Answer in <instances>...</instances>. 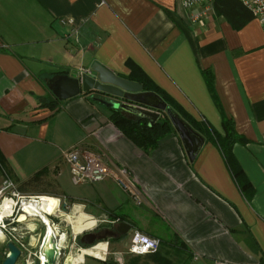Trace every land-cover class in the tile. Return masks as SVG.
Returning <instances> with one entry per match:
<instances>
[{
	"label": "crops",
	"instance_id": "1",
	"mask_svg": "<svg viewBox=\"0 0 264 264\" xmlns=\"http://www.w3.org/2000/svg\"><path fill=\"white\" fill-rule=\"evenodd\" d=\"M202 10L184 9L179 0H0V153L10 179L16 185L46 169L57 189L42 193L67 197L97 222L127 221L131 230L160 240L153 254H122L120 261L115 252L125 248L108 252L104 242V249L82 253L78 264L88 257L100 264H260L264 258V33L254 18L233 28L213 1L194 20ZM93 64L127 79L145 76L175 101L177 112L220 136L223 116L231 119L243 141L230 150L253 187L250 199L219 145L182 118L203 139L193 161L175 129L144 151L116 129L108 106L82 93L59 100L50 90L60 75ZM74 147L129 169L152 212L112 178L66 190L71 177L61 153ZM113 214L125 219L112 220ZM76 239L67 263L78 258Z\"/></svg>",
	"mask_w": 264,
	"mask_h": 264
},
{
	"label": "built area",
	"instance_id": "2",
	"mask_svg": "<svg viewBox=\"0 0 264 264\" xmlns=\"http://www.w3.org/2000/svg\"><path fill=\"white\" fill-rule=\"evenodd\" d=\"M213 0H179L184 9H191L193 7H202L203 10L193 14V19L202 18L205 15L207 6L212 3ZM250 11L252 17L256 19L264 33V0H239ZM78 74L91 73L90 69L78 68ZM65 163L69 167L71 182L74 184L99 182L106 178H112L113 181L127 193L133 201L137 204L142 202V195L139 193V189L135 182L131 178V173L126 167L119 165H108L102 158L96 153L82 151L77 147L63 150L61 153ZM58 199V205L55 212L59 210L61 201ZM40 203L39 196L28 195L20 192L17 185L8 177H4L0 182V239L5 242H12L20 250L19 257L23 256H35L38 258V263L43 264L42 248L45 246L46 231L42 235V238L36 241L32 235L33 228L30 225L34 222V219L38 218L41 223L44 220L39 212H29L27 208L31 205H37ZM24 214V220L20 221V215ZM49 219L50 214L44 213ZM53 215V214H52ZM91 217V216H90ZM93 218V217H92ZM94 219V218H93ZM50 221V219H49ZM92 227L84 228L80 231V234L87 230H91L96 227L97 220ZM51 225L52 222L50 221ZM55 229V228H54ZM56 247L59 251L58 264H71L67 263L68 256L71 252V245L67 244V235L65 232H58L55 229ZM62 235L64 237L62 238ZM76 234H72L71 239L75 240ZM34 240V242H33ZM36 245V250L32 251V247ZM97 244L89 246L90 248L96 247ZM160 240L155 237L148 236L133 228L129 231V243L126 245L125 250L121 252H115L117 260L120 261L122 254L130 255H144L148 253H154L159 249ZM83 248L77 247L75 254H82ZM106 253V250H105ZM88 255V254H87ZM90 255V254H89ZM92 256V255H91ZM95 257V256H94ZM100 258V257H97ZM105 258V255L104 257ZM102 258V259H103Z\"/></svg>",
	"mask_w": 264,
	"mask_h": 264
},
{
	"label": "water",
	"instance_id": "3",
	"mask_svg": "<svg viewBox=\"0 0 264 264\" xmlns=\"http://www.w3.org/2000/svg\"><path fill=\"white\" fill-rule=\"evenodd\" d=\"M50 90L59 100H65L81 93L88 94L93 102L136 115L145 119L149 126L161 117V113L165 114L180 137L189 161H193L203 143L201 136L173 113L158 94L145 91L141 84L115 75L98 64L91 66L89 74H78L74 71L60 75L54 80ZM138 206L147 212H152L144 203H139ZM131 228L132 224L127 221H120L117 224L111 222V227L106 229L103 235L97 236L96 239L84 240L83 237L91 235L87 230L83 232L79 241L89 246L107 238L118 241L125 237ZM42 254L45 258L43 264H58L59 251L54 236L46 241ZM19 255L20 250L14 243L5 242V253L0 264H15Z\"/></svg>",
	"mask_w": 264,
	"mask_h": 264
},
{
	"label": "trees",
	"instance_id": "4",
	"mask_svg": "<svg viewBox=\"0 0 264 264\" xmlns=\"http://www.w3.org/2000/svg\"><path fill=\"white\" fill-rule=\"evenodd\" d=\"M213 7L215 12L227 19L231 26L235 29L241 28L249 20H251V18H253L247 7H245L239 0H213ZM129 79L141 84L143 86V90L152 91L158 94L163 99V101L166 102L167 106L171 108L173 113L182 118L193 129L197 130L199 134L201 133L208 138H212L222 149L228 161L227 163H229L231 172L233 174L232 176L237 182L239 188H241V191L245 194V196L250 199L251 195L253 194V187L245 177L241 168L237 163H235L236 161L233 159L230 150L233 144L243 141L242 137L236 134L231 119L223 116L222 126L225 134L224 136H220L215 130H213V128L211 129L207 125H204V123L195 121L182 111L181 113L177 112L175 109L177 107L175 101L172 100V98L167 93L158 88V86H156L153 82L149 81L145 76H138L131 73ZM47 105L53 107L54 103L53 101H50ZM111 111V115H109L110 120L115 125L116 129L122 132L123 135H125L137 147L143 149L144 151H148L154 147L158 139H161V137L169 131L174 130L170 120L163 113H161V117L153 125L149 126L145 119H142L138 116H127L124 112L118 109H111ZM45 170L42 169L34 173L27 180L18 183V189L21 191H30L29 189L33 185H39L40 183L47 181L44 177L46 172ZM9 173L10 172L5 160L0 153V175L10 178ZM52 185L54 186L53 183ZM47 195L56 196L57 193H49ZM64 199L68 198L64 197ZM63 207L65 208L64 205ZM111 217L112 220L125 219V217L117 214H113ZM4 249L5 245L0 248V262L4 257ZM260 264H264V258L261 260Z\"/></svg>",
	"mask_w": 264,
	"mask_h": 264
},
{
	"label": "rangeland",
	"instance_id": "5",
	"mask_svg": "<svg viewBox=\"0 0 264 264\" xmlns=\"http://www.w3.org/2000/svg\"><path fill=\"white\" fill-rule=\"evenodd\" d=\"M2 180L1 176H0V181ZM49 181V182H48ZM68 183V187L66 188V190L75 193L76 191H78L81 188V185H77L74 184L73 182H71V179H69ZM17 185V184H16ZM18 187V185H17ZM57 188H55L50 180L44 181L42 183H40L39 185H33L29 190L30 191H21L22 193L28 194V195H33V196H40L43 194H49V193H42L43 190L46 191H53L56 190ZM55 197L60 198L61 201V205L58 211H56L53 215L49 216L50 221L52 222V226L58 231V232H65L67 235V242L68 244L71 243V236L70 234H72L73 228L72 224L66 219V214H69L73 219H75L76 214H74V204L71 203L70 200H64L63 197L61 196V194L56 195ZM63 205L65 206V208L63 207ZM73 214V215H72ZM133 221H137V220H133ZM35 225H34V230L32 232V235L34 237V240L37 243V240L42 238V235L44 234L45 231V225L43 223H41V221L36 218L33 221ZM105 223H107V221L105 222H97L96 226L98 225H104ZM137 225L140 226L141 224L139 222H137ZM103 242H107V251H113L114 249H119V250H124V248L126 247V245L129 243V234L126 235L125 237H123L122 239H120L118 241V245L114 246L113 242L110 241V239H104L102 240ZM75 244L82 247V248H89V245H85L83 243H81L79 241V239H76ZM5 245V241L0 242V248H2ZM36 245L32 247V251L36 250ZM93 258H86V264H100L99 262L92 260ZM38 258L35 256H23V257H19L17 259V261L15 262V264H39L38 262Z\"/></svg>",
	"mask_w": 264,
	"mask_h": 264
},
{
	"label": "bare ground",
	"instance_id": "6",
	"mask_svg": "<svg viewBox=\"0 0 264 264\" xmlns=\"http://www.w3.org/2000/svg\"><path fill=\"white\" fill-rule=\"evenodd\" d=\"M40 203L37 205L31 204L27 210L29 212H39V214H41L44 223L46 224L45 227V231H46V237H45V241H48L53 235L57 234L55 233V229L54 227L51 225L49 219L47 218L46 215H44V213L46 214H54L55 213V209L58 205V199L55 196H51V195H40ZM74 214H76L75 219H73L69 214H66V219L68 220V223L70 222L72 224L73 230L75 232H80L82 229L84 228H88V227H92L95 224V221H93L94 219L92 217H90L89 215H87L85 212L82 211V208H80L79 206H74ZM73 215V214H72ZM20 221L24 220V214L20 215L19 218ZM75 234V233H74ZM64 237V235H62V238ZM1 238V237H0ZM104 242H98L96 247H94V249H104ZM92 248H83V253H91ZM78 258H71V260L69 259V261H71V264H76L78 260L82 259V255L79 254L77 255ZM43 261H45V258L42 257L41 258ZM42 261V262H43ZM78 264V263H77Z\"/></svg>",
	"mask_w": 264,
	"mask_h": 264
},
{
	"label": "flooded vegetation",
	"instance_id": "7",
	"mask_svg": "<svg viewBox=\"0 0 264 264\" xmlns=\"http://www.w3.org/2000/svg\"><path fill=\"white\" fill-rule=\"evenodd\" d=\"M109 221H111V220H109ZM110 227H111V222H107L104 225H98L95 228L88 231V233L91 234L90 236H85V237H83V239L84 240L96 239L97 236L103 235L105 233L106 229H108ZM83 234L84 233H82L80 236H78L77 239L80 240ZM108 239H112V238H108Z\"/></svg>",
	"mask_w": 264,
	"mask_h": 264
}]
</instances>
